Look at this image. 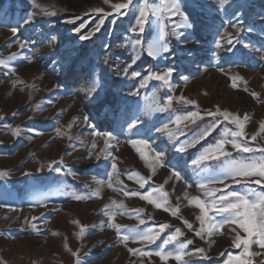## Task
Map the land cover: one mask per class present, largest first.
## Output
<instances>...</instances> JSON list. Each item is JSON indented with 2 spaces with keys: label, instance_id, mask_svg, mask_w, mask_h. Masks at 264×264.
I'll list each match as a JSON object with an SVG mask.
<instances>
[{
  "label": "rangeland",
  "instance_id": "rangeland-1",
  "mask_svg": "<svg viewBox=\"0 0 264 264\" xmlns=\"http://www.w3.org/2000/svg\"><path fill=\"white\" fill-rule=\"evenodd\" d=\"M124 2L126 0H109L108 4L104 0H35V5H39L36 7L33 0H0V60H6L13 52L19 54L9 62L15 72L0 68V115L4 116V120H0V171L9 173L0 180V264H76V257L69 248L79 254L81 264H165L155 255L134 256L120 242L116 231L108 226L109 217L104 214V209L113 202L124 205L114 209V223L122 226L123 234H127V229L139 231L152 227L159 231L160 225H169L155 243L129 242L130 248L155 252L162 241L179 228L184 235L178 238L177 244L193 240L186 249L195 253L185 257L188 264H226L227 256L241 254V249L231 242L234 233L230 229L235 225H225L222 234L205 235L201 239L178 218L183 217L199 229L196 217L200 212L190 199L194 196L206 199L198 183L211 176L214 169L201 170L191 161L234 125L223 121L210 136L183 153L175 151V147L205 125L210 117L205 116L195 125L188 122L186 128L181 124L179 127L184 128L185 135L178 139H170L157 129L167 124L177 130L173 123L176 114L191 111L203 114L215 111L218 106L241 118L247 115V142L251 146L264 143V132H260L259 127L264 123V33L261 32L264 0H234L241 6L240 26L254 24L256 28L254 32L239 34L234 27L238 21L231 15L229 5L220 7L219 0H202L203 9H189L195 27L179 29L183 36L173 34V24L168 23V53L153 59L143 51L134 62L131 41L136 36L130 29L135 26L140 5L133 0L129 9L121 10L127 15L115 13L111 5ZM97 8L104 11L94 12ZM45 12L55 14L45 15ZM33 13L29 25L20 22L26 14ZM173 20L177 24L181 22L179 17ZM98 25L99 30L93 32ZM12 27H18L17 35L28 41L26 49L21 50L14 43ZM88 33H92L89 39H80ZM157 35V27L150 18L142 39L147 43ZM237 37L251 47L243 49L239 44H228L229 39ZM217 42L222 47L218 48ZM126 67L129 73L141 72L142 77L151 70L172 68V83L176 87L169 89L156 80L140 87L142 78L125 76ZM185 76L189 77L187 81L183 79ZM233 78H236L235 88ZM96 81L104 88V102L108 90L117 93L118 109L108 103L93 102L95 94L90 97L89 90ZM137 91V95L132 94ZM253 92L257 97L251 95ZM169 95L173 97L172 110H149L153 96L166 100ZM181 96L196 104L179 102ZM129 120H137L131 132L128 131ZM93 126L97 131L111 132L118 138L106 149L111 153L108 159L101 154L105 150V139L91 134ZM17 127L22 130L19 137L11 134ZM138 131L140 135H136ZM257 133H260L257 140L252 141L251 136ZM139 138L150 139L152 149L165 153L166 166L154 165V170L149 167L154 152L149 150L145 161L128 143L130 139ZM228 150L233 151L230 147ZM97 155H100L99 160ZM233 155L238 154L233 152ZM113 157L117 165L115 174L111 169ZM208 163L215 166L219 162ZM49 164L56 170L49 171ZM174 170L180 171L184 179L177 181L172 176ZM110 175L111 187L107 184ZM141 178L147 180L143 188ZM97 180L105 184L99 186ZM153 187L167 193L166 206L179 207L177 216L157 209L139 196H125L121 190L144 194ZM98 188L99 197L95 195ZM233 189L244 191L235 184L228 190ZM72 193L91 194V198L77 201ZM141 208L144 212L137 214L136 210ZM73 221H79V225ZM32 224H36L39 235L32 230ZM80 225L85 227V232L78 238ZM53 232L58 235H52ZM241 235H244L242 231ZM174 247L170 244L167 250ZM200 248L205 252H198ZM250 251L262 253L251 257L252 264H264V249L253 245ZM166 264L177 262L169 259Z\"/></svg>",
  "mask_w": 264,
  "mask_h": 264
},
{
  "label": "snow or ice",
  "instance_id": "snow-or-ice-1",
  "mask_svg": "<svg viewBox=\"0 0 264 264\" xmlns=\"http://www.w3.org/2000/svg\"><path fill=\"white\" fill-rule=\"evenodd\" d=\"M105 4L109 3V0H104ZM137 3L140 5L137 8V16L135 20V26H133L130 31L135 34L136 38L131 41V49L134 53L133 62L138 58L140 52L146 51L147 55L153 59L161 57L163 54L170 51L169 44L166 40L168 35L167 27L168 23L173 24V30L177 37L184 35L183 32L179 29H192L195 27L193 21L191 20V13L189 9L195 11L196 9H203L205 4L202 0H137ZM35 5V0H33ZM133 4V0H126L124 3H115L111 7L115 13L119 15H127L126 11H121L122 9L127 10ZM229 5L231 8V15L236 17L238 23L234 25L235 31L239 34L242 31L254 32L256 30L254 24H248L246 27H241L239 21L241 17L238 15L240 12V5H237L234 0H219V6L223 7ZM96 13H101L104 10L101 8L93 9ZM45 15H54L52 12H45ZM111 13H106L109 15ZM32 15H25L21 19V23L24 25H29L33 19ZM264 16V13L261 14ZM179 17L180 23H175L173 18ZM152 19L154 24L157 27L158 35L151 41L147 43L142 39V35L145 32V26L149 23V19ZM103 23V20L100 21ZM231 23V19L229 20ZM11 32L13 36L16 37L14 43L19 46L21 50L28 47L27 40H21L17 35L19 28L12 27ZM99 30V25L93 32ZM79 32V29H77ZM261 32L264 33V26L261 27ZM92 33L83 34L80 36L81 40H87L90 38ZM228 44H239L243 49L250 48V44L245 42L243 39L237 37L235 40L229 39ZM217 47H222V45L217 42ZM18 53L13 52L6 60H0V68H9L11 72H15L14 67H10L9 62L14 61L18 57ZM70 56V54H69ZM26 59H28L26 57ZM128 67H131L129 64ZM128 67L124 69V75L134 78H142V83L140 87H144L148 81L156 80L161 82L164 86L169 89H174L176 85L172 83L173 72L172 68H165L163 70H151L146 76L142 77L141 72L131 71L129 73ZM5 75H8V72H5ZM185 81L189 77H183ZM242 79V78H240ZM236 78H233L232 87H237L235 82ZM247 91V88H245ZM103 92L104 88L99 81H96L94 85L89 90V96L94 95V103H103ZM137 95V92L132 93ZM254 97H257L255 92L251 93ZM179 102L184 104H196L193 100H188L185 97L181 96ZM173 108V97L168 96L166 100H157L155 96L152 97V103L149 106V110L152 112H168ZM17 115V113H13ZM205 116L210 117L211 119L198 130L193 132V134L184 141H180L179 144L175 147V151L183 153L186 149L195 146L201 141L205 140L208 136L214 132L223 121H227L229 124L234 125L233 129H226L214 142L206 145L197 155L194 156L191 163L201 170L214 169L213 174L207 178H202L198 183V188L202 191L203 196L206 199H200L199 196H194L190 199V203L199 209L200 214L196 217L199 221V229H195L193 224L184 220L183 217H178L186 225L189 231H192L195 236H199L201 239L205 238V235L208 237H213L215 235L222 234V229L225 225H235L236 227L231 228L230 231L234 233L232 236V246L237 249H241V254L237 256L229 255L226 259V264H252L251 257L259 256L262 253L252 252L250 249L253 245L258 246L260 249H264V143H257L255 146H251L247 142L245 137V122L248 120L247 115L241 118L238 114L231 113L229 111H222L217 106L215 111H207L206 113H200L199 111H191L187 114H176L175 120L173 123L177 126V130H173L169 125H164L163 128L157 129V131L164 132L170 139H178L180 136L185 135L184 128H180L181 124H184V127H188V122L195 125L197 121L205 119ZM138 119V118H137ZM0 120H4V116L0 115ZM87 122V118H85ZM128 131L131 132L133 128L137 126V120L128 121ZM71 127V125H69ZM260 132H264V123L260 124ZM22 130L17 127L11 130L13 136L19 137ZM57 133H60V129L57 128ZM93 136L103 137L105 139V150H102V155L105 159H108L111 156V153L106 151L108 147L111 146L112 141L118 140V138L113 135L111 132H102L97 131L95 127H92ZM136 135H140L139 131ZM260 133L251 136L252 141L257 140V136ZM264 139V138H262ZM133 148L137 150L140 154V157L145 161L149 158V150L154 152L153 163L149 164V167H152L154 170V165L159 167H164L165 153L163 151H156L152 149V143L150 139L139 138V139H130L128 141ZM93 149H95L96 144L93 142ZM231 148L233 151H229L228 148ZM233 152L238 155H233ZM100 159V155L96 157ZM211 161L219 162L215 166L208 163ZM112 173L115 174L117 170V165L115 163V158H112L111 163ZM49 171H55L56 169L52 164L48 165ZM43 171V168H41ZM7 171H0V180L8 176ZM172 176L175 177L177 181L183 180L184 177L180 171H173ZM119 182V176L116 177ZM140 186L143 188L144 184L147 183V180L144 178L140 179ZM96 183L99 186H103L105 181L97 180ZM122 183V182H121ZM187 186L192 187L187 181H185ZM109 187L112 186L111 175L107 180ZM240 185L244 188V191H237L235 189L229 191L228 189L231 186ZM211 185V187H210ZM216 185H222V188L215 187ZM255 185L256 187H253ZM125 196H139L141 200L147 201L148 204L154 205L157 209H163L165 212L171 213L173 216H177L180 209L179 207L172 208L168 205L167 193L163 191L162 188L153 187L151 191H148L144 194L139 192H129L126 189H121ZM155 194V195H154ZM72 198L80 201L85 199H90L91 194L89 195H79L72 193ZM95 195L99 197V188L96 190ZM187 195V194H186ZM40 202V201H38ZM46 206V205H45ZM116 207L123 208L124 205L121 203L119 205L116 202H113L112 205L107 206L104 209V214L109 217V227L113 228L117 237L121 243L127 248V250L134 256L142 257H151L153 255L158 256L161 261H164L165 264L169 259H173L177 264H188V261L185 257H191L195 253L191 251H186L187 246L193 244V240L188 239L186 241H180L177 244L179 237L183 236L184 233L181 229L176 228L174 234H170L166 239L162 241V246L155 252L143 251L137 248L128 247V243H155L159 239L160 233L165 229L169 228L168 224H162L159 226V231L155 230L152 227H148L146 230H134L127 229V234H123L121 229L122 226L114 223L116 217ZM137 214L143 213L144 209L136 210ZM73 223L79 225V221H73ZM140 223L143 224L144 220L141 219ZM33 231H37L36 224L31 225ZM244 235H241V231ZM85 232V227L80 225V231L77 233L78 238L82 237ZM37 235L39 232L37 231ZM52 235H58V233L53 232ZM175 245L174 249L167 250L168 245ZM67 248V245H65ZM68 251L76 257V264H81L79 259V254L72 252L69 248ZM200 253H204L205 250L200 248L197 250ZM204 258H207L206 256Z\"/></svg>",
  "mask_w": 264,
  "mask_h": 264
},
{
  "label": "trees",
  "instance_id": "trees-1",
  "mask_svg": "<svg viewBox=\"0 0 264 264\" xmlns=\"http://www.w3.org/2000/svg\"><path fill=\"white\" fill-rule=\"evenodd\" d=\"M79 76L82 78L81 74H79ZM105 103H108L110 105V107L113 109H118L120 107L118 95L116 92H113L112 89H110L106 92L105 102L103 104H105Z\"/></svg>",
  "mask_w": 264,
  "mask_h": 264
},
{
  "label": "crops",
  "instance_id": "crops-1",
  "mask_svg": "<svg viewBox=\"0 0 264 264\" xmlns=\"http://www.w3.org/2000/svg\"><path fill=\"white\" fill-rule=\"evenodd\" d=\"M260 143V142H259Z\"/></svg>",
  "mask_w": 264,
  "mask_h": 264
}]
</instances>
